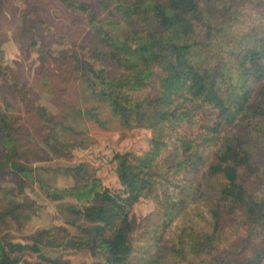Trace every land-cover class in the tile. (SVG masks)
I'll list each match as a JSON object with an SVG mask.
<instances>
[{
	"label": "trees",
	"instance_id": "trees-1",
	"mask_svg": "<svg viewBox=\"0 0 264 264\" xmlns=\"http://www.w3.org/2000/svg\"><path fill=\"white\" fill-rule=\"evenodd\" d=\"M8 2L0 0V264L52 246L99 259L90 264H264V12H249L259 0H94L99 16L87 0H59L97 45L72 49L67 72L52 76L37 46L52 26L28 7L16 16ZM5 23L19 50L43 59L55 112L4 64ZM49 47L55 59L66 53ZM90 121L107 131L147 129L149 147L114 153L117 191L77 176L80 165L65 168L75 185L47 195L79 201L64 208L87 224L70 219L76 234L43 228L17 240L36 209L10 191L22 194L37 178L34 164L83 137ZM140 199L154 209L138 220Z\"/></svg>",
	"mask_w": 264,
	"mask_h": 264
},
{
	"label": "rangeland",
	"instance_id": "rangeland-1",
	"mask_svg": "<svg viewBox=\"0 0 264 264\" xmlns=\"http://www.w3.org/2000/svg\"><path fill=\"white\" fill-rule=\"evenodd\" d=\"M92 5L93 12L99 16L101 14L99 6L94 0H87ZM31 6H26L25 0H9V7L16 13V16L25 9L30 8L34 15L49 22L52 26L50 33H45V40L39 39L38 45L44 54L46 67L51 70L52 75H61L67 72L66 63L71 61L70 54L72 49L82 54L83 46L93 47L97 45L95 36L89 31V27L84 20L78 15L72 14L63 8L59 0H30ZM260 5L250 9V14L264 12V0H259ZM7 18L10 16L7 14ZM13 24L3 25L4 35L1 43L2 58L4 64L13 69L15 73L23 76L30 84L34 98L40 104L45 105L51 112L56 111L55 98L48 92L47 80L40 77L43 75L42 60L36 51H28L27 48L19 50L18 45L12 40ZM62 27L61 36L66 37L67 43H59L56 35V28ZM39 30V29H38ZM48 42V46H46ZM50 46V47H49ZM59 49L65 51L64 55H59L55 59L54 54L47 50ZM65 76V75H63ZM62 90V87H59ZM83 137L71 138L68 147L61 148L55 153L53 159L44 162H37L35 166V181L24 189L22 194L17 195L10 191L11 196L17 200H32L36 209L35 216L28 222L26 229L15 231L17 240L30 242L26 239L30 234L35 233L38 229H49L51 234L61 237L67 234H76L77 231L68 220L73 219L80 224H87L82 217L71 215L64 206L75 204L80 206L81 203L67 196H61L59 199L50 198L47 195L48 189L65 188L75 185V180L71 176L68 166H79V174L82 179L98 177L103 186L117 191L121 189L115 172L114 153L121 151H132L141 153L148 149L150 131L147 129L137 128L125 131L103 130L93 122H87ZM32 129L34 145L38 148L40 154L48 156L49 153L41 141L38 126L29 121ZM77 136V135H72ZM75 143H74V142ZM7 190L11 186L8 176L2 182ZM9 191V190H8ZM154 209V203L150 199H140L132 207V213L138 220L144 219ZM64 227L65 231L60 230ZM42 255L30 252L24 255L25 262L20 264H51L47 258L58 257L59 261L64 264H90L97 262L99 259L89 253L75 252L63 249L61 246L44 247Z\"/></svg>",
	"mask_w": 264,
	"mask_h": 264
},
{
	"label": "crops",
	"instance_id": "crops-1",
	"mask_svg": "<svg viewBox=\"0 0 264 264\" xmlns=\"http://www.w3.org/2000/svg\"><path fill=\"white\" fill-rule=\"evenodd\" d=\"M20 264V263H19Z\"/></svg>",
	"mask_w": 264,
	"mask_h": 264
}]
</instances>
